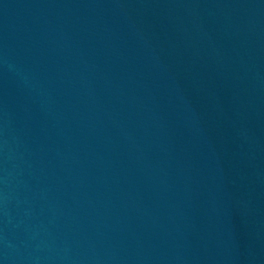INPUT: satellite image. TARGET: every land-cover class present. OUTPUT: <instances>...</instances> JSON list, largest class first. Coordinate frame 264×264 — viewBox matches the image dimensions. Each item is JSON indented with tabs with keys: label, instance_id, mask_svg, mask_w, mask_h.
<instances>
[{
	"label": "water",
	"instance_id": "water-1",
	"mask_svg": "<svg viewBox=\"0 0 264 264\" xmlns=\"http://www.w3.org/2000/svg\"><path fill=\"white\" fill-rule=\"evenodd\" d=\"M0 264H264V0H0Z\"/></svg>",
	"mask_w": 264,
	"mask_h": 264
}]
</instances>
